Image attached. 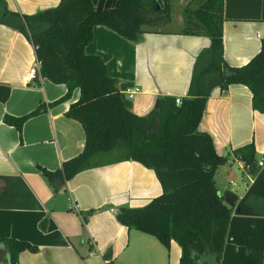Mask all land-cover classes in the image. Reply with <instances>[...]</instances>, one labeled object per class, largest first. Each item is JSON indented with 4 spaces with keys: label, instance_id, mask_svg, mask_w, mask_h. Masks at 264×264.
<instances>
[{
    "label": "crops",
    "instance_id": "0c3cea01",
    "mask_svg": "<svg viewBox=\"0 0 264 264\" xmlns=\"http://www.w3.org/2000/svg\"><path fill=\"white\" fill-rule=\"evenodd\" d=\"M4 2L9 10L33 13L58 0ZM222 16L223 60L242 65L264 37V0H223ZM178 20L182 23V16ZM207 44L205 35L164 28L143 31L131 40L95 24L83 49L101 56L125 107L143 115L157 96L185 95L195 56ZM34 60L27 38L0 23V83L8 86L6 98L0 100V236L30 244L18 252L19 264H101V258L113 264H177L180 248L174 240L166 248L152 234L129 228L115 217L120 206L144 205L160 192L150 167L133 159L107 161L99 156L95 165L60 184L41 173L40 167L54 170L82 149L83 129L64 113L78 97V89L49 104L64 94L65 85L39 71L27 81ZM250 95L241 83H231L223 91L213 86L197 124L211 137L215 152L230 162L237 160L232 149L249 141L257 159L264 157V111L251 107ZM38 105L41 108L22 122L19 133L2 119ZM247 175L249 182L238 192L219 185L214 177L219 194L228 190L238 199L252 181Z\"/></svg>",
    "mask_w": 264,
    "mask_h": 264
},
{
    "label": "trees",
    "instance_id": "16d2710c",
    "mask_svg": "<svg viewBox=\"0 0 264 264\" xmlns=\"http://www.w3.org/2000/svg\"><path fill=\"white\" fill-rule=\"evenodd\" d=\"M162 4L155 8V0H58L54 6L19 13L0 0V23L31 43L39 74L65 85L64 94L49 104L78 89L64 113L81 124L82 149L54 170L39 169L53 181L95 165V157L136 160L153 170L161 190L144 205L120 206L115 212L120 223L152 234L166 248L174 240L180 248L177 264H264V164L257 165L251 141L234 147L252 181L238 199L228 190L217 194L214 171L231 159L216 153L211 137L197 129L213 86L223 91L231 83L244 84L251 107L264 111V37L244 64L228 65L222 57L223 0H188L180 31L205 35L208 44L195 56L180 101L157 96L143 115L125 107L101 56L83 49L95 24L136 40L154 29L149 25L169 19L168 0ZM7 94L8 86L0 83V100ZM39 108L2 119L19 133L22 122ZM29 246L25 240L0 236V264H19L18 252Z\"/></svg>",
    "mask_w": 264,
    "mask_h": 264
},
{
    "label": "rangeland",
    "instance_id": "374dc122",
    "mask_svg": "<svg viewBox=\"0 0 264 264\" xmlns=\"http://www.w3.org/2000/svg\"><path fill=\"white\" fill-rule=\"evenodd\" d=\"M187 0H168L169 4V19L167 21H156L155 24H151L148 27L154 29H171L181 30L183 28V22H179V16H182V8L186 4ZM238 160V161H237ZM232 160L230 163L225 162L219 165L214 172L216 183L225 184L232 187V190L238 192L239 187H242L249 182L248 175L243 171L241 165L242 162L237 159ZM241 164V165H240Z\"/></svg>",
    "mask_w": 264,
    "mask_h": 264
},
{
    "label": "built area",
    "instance_id": "2783aa9c",
    "mask_svg": "<svg viewBox=\"0 0 264 264\" xmlns=\"http://www.w3.org/2000/svg\"><path fill=\"white\" fill-rule=\"evenodd\" d=\"M38 67H39V62L38 60L35 58L34 62L29 66L27 72H26V80H30L34 75L35 73L38 71ZM181 99V96H176L174 97V100L176 103H178ZM257 165L261 166L264 164V157H260L257 159ZM71 204H73V202L70 201ZM74 205V204H73ZM93 250H89V254H92ZM101 264H113V263H110V261H108L107 259L105 258H101Z\"/></svg>",
    "mask_w": 264,
    "mask_h": 264
},
{
    "label": "water",
    "instance_id": "95a60500",
    "mask_svg": "<svg viewBox=\"0 0 264 264\" xmlns=\"http://www.w3.org/2000/svg\"><path fill=\"white\" fill-rule=\"evenodd\" d=\"M163 4L161 3V0H155V8H159L162 7ZM55 183L60 184L61 183V178L56 177L55 178ZM216 193L219 194V190H216ZM118 210H116L115 212H117Z\"/></svg>",
    "mask_w": 264,
    "mask_h": 264
}]
</instances>
